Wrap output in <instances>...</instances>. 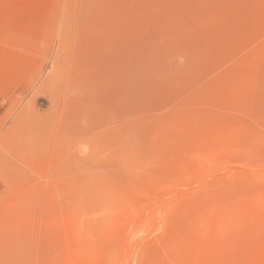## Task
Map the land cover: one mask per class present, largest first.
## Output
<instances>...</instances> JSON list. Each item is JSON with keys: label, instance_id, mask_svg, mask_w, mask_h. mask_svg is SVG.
Masks as SVG:
<instances>
[{"label": "rangeland", "instance_id": "1", "mask_svg": "<svg viewBox=\"0 0 264 264\" xmlns=\"http://www.w3.org/2000/svg\"><path fill=\"white\" fill-rule=\"evenodd\" d=\"M0 264H264V0H0Z\"/></svg>", "mask_w": 264, "mask_h": 264}]
</instances>
